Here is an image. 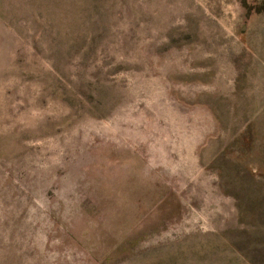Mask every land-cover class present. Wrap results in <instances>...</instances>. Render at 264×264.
<instances>
[{"label": "rangeland", "instance_id": "rangeland-1", "mask_svg": "<svg viewBox=\"0 0 264 264\" xmlns=\"http://www.w3.org/2000/svg\"><path fill=\"white\" fill-rule=\"evenodd\" d=\"M0 264H264V0H0Z\"/></svg>", "mask_w": 264, "mask_h": 264}]
</instances>
